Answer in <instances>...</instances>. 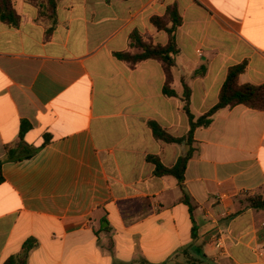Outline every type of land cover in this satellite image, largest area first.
Masks as SVG:
<instances>
[{"label": "crops", "instance_id": "crops-1", "mask_svg": "<svg viewBox=\"0 0 264 264\" xmlns=\"http://www.w3.org/2000/svg\"><path fill=\"white\" fill-rule=\"evenodd\" d=\"M12 3L19 24L0 19V264L30 239L28 264H264V210L243 202L264 196V111L223 109L190 144L181 100L186 84L203 116L241 64L240 84H264V0H61L52 18ZM171 6L177 97L160 62L116 56L135 52L134 32L167 45L151 19ZM150 122L183 141L157 139ZM191 147L190 206L148 158L172 168Z\"/></svg>", "mask_w": 264, "mask_h": 264}, {"label": "trees", "instance_id": "trees-1", "mask_svg": "<svg viewBox=\"0 0 264 264\" xmlns=\"http://www.w3.org/2000/svg\"><path fill=\"white\" fill-rule=\"evenodd\" d=\"M36 6L40 7L42 16L55 17L56 9L61 0H27ZM0 19L11 26H17L20 18L13 8L12 0H0ZM152 23L159 29L165 30L169 36V42L163 46L154 44L146 40L138 32L131 35L130 47L135 49V52L118 53V59L127 62L131 67L148 61L157 60L164 68L167 76V83L164 88V93L168 96H178L174 90H171L170 83L173 79L172 71L176 66V57L179 54V48L176 42V32L181 26L182 20L177 13L176 7L171 6L167 10L164 18L152 17ZM204 69V68H202ZM245 70V64L233 66L229 69L226 82L224 83L219 97V102L210 109L203 116L196 118L191 112V89L185 84L184 93L181 96L183 102V110L190 120V131L188 135V142L192 144L193 135L197 128L209 127L213 122V117L223 109H232L239 105H244L248 108L264 111V84L255 86L251 84H240L239 77ZM203 73L202 70L196 72V75ZM150 127L157 139L163 140L167 143H181L183 139L174 138L170 134L163 131L155 122H150ZM194 150L191 147L187 155L180 157L176 165L172 168L165 167L158 158L149 157L148 160L155 166L156 176H173L178 180L179 185L183 190V202L190 205L188 194L184 191L183 183L185 179V171L190 159L193 157ZM14 158L8 157L7 160ZM4 161H0V184L4 182L2 174V166ZM248 208L255 210H264V196L262 195H246L244 201ZM107 226L105 229H108ZM38 247V242L35 239L28 240L21 251V253L11 256L4 264H28L31 252ZM206 256L203 259H189L183 264H205ZM142 264H148L142 262Z\"/></svg>", "mask_w": 264, "mask_h": 264}, {"label": "built area", "instance_id": "built-area-1", "mask_svg": "<svg viewBox=\"0 0 264 264\" xmlns=\"http://www.w3.org/2000/svg\"><path fill=\"white\" fill-rule=\"evenodd\" d=\"M220 244H221L220 241H218V242H217V246H220Z\"/></svg>", "mask_w": 264, "mask_h": 264}, {"label": "water", "instance_id": "water-1", "mask_svg": "<svg viewBox=\"0 0 264 264\" xmlns=\"http://www.w3.org/2000/svg\"><path fill=\"white\" fill-rule=\"evenodd\" d=\"M105 225H107V223H105Z\"/></svg>", "mask_w": 264, "mask_h": 264}]
</instances>
